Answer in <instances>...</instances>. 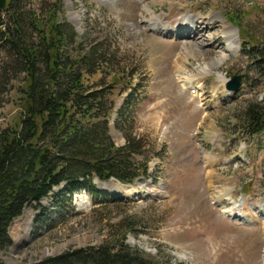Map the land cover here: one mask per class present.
<instances>
[{
  "label": "rangeland",
  "instance_id": "374dc122",
  "mask_svg": "<svg viewBox=\"0 0 264 264\" xmlns=\"http://www.w3.org/2000/svg\"><path fill=\"white\" fill-rule=\"evenodd\" d=\"M54 1L76 32L72 46L84 54L93 48L105 54L84 82L104 77L108 84L117 78L108 97L115 106L109 111V135L116 147L126 142L122 130L142 141L141 150L128 157L147 162L148 171L131 184L94 178L95 192L79 190L69 202L62 188L54 187L61 194L41 199L45 214L32 203L11 221L12 241L0 249V260L33 264L124 237L128 248L153 264H264V133L251 136L245 130L248 106L264 102V66L256 61L257 50L251 51L264 47V0H21L24 8L18 11ZM12 10H2L0 27L12 26ZM186 15L193 16L199 35L165 36L147 29L155 20L160 30L172 29ZM21 22L30 27L28 17ZM227 25L237 32L232 48ZM2 45L0 40V62H14ZM16 73L15 85L22 77ZM236 75L240 87L226 91ZM10 77L0 93L2 128L16 126L20 115ZM184 82L200 84L202 91L187 94ZM130 91L132 102L124 105ZM115 110L121 130L115 127ZM204 171L210 172L205 180ZM224 191L242 197V203L223 204L244 213L252 225L231 221L212 206L214 194ZM126 218L134 222L131 231Z\"/></svg>",
  "mask_w": 264,
  "mask_h": 264
},
{
  "label": "trees",
  "instance_id": "16d2710c",
  "mask_svg": "<svg viewBox=\"0 0 264 264\" xmlns=\"http://www.w3.org/2000/svg\"><path fill=\"white\" fill-rule=\"evenodd\" d=\"M20 1L7 0L3 11L13 8L14 20L12 26L0 27L2 46L14 60L0 62V93L12 76L10 86L19 94L20 107L16 126L0 125V249L11 244V221L32 203L45 214L46 207L40 201L50 193H62L64 201L69 202L80 189L95 192L94 178L105 181L113 177L132 183L137 176L147 174V162L128 157L141 150L142 141L122 130L126 142L116 147L109 135V111L115 106L108 97L117 78L108 84L104 77L96 83L84 82L85 74L97 71V63L106 59L105 54L94 48L84 54L72 46L76 32L61 17L57 1L22 14L18 11L24 8ZM27 17L30 27L21 22ZM228 19L239 27L233 13H228ZM80 39L76 43L82 46ZM254 50L262 68L264 47L253 46ZM16 71L22 77L15 85ZM131 91L124 105L132 102ZM248 110L245 130L250 135L264 132V102L248 106ZM115 115V127L121 130L116 110ZM136 162L139 164L134 166ZM56 186L62 188L61 193L54 191ZM133 223L125 219L128 231ZM124 240L69 249L33 264H153L142 259L140 251L128 248ZM0 264L5 263L0 260Z\"/></svg>",
  "mask_w": 264,
  "mask_h": 264
},
{
  "label": "bare ground",
  "instance_id": "6f19581e",
  "mask_svg": "<svg viewBox=\"0 0 264 264\" xmlns=\"http://www.w3.org/2000/svg\"><path fill=\"white\" fill-rule=\"evenodd\" d=\"M183 22H186L187 23V26H189L190 27V25H192V24H195V21H194V19H193V16H191V15H186L185 17H184V19H183V21H182V23ZM160 23V21H156L155 20V23H151L150 24V26H157L158 27V24ZM182 23H178V26H181L182 25ZM162 27V26H161ZM165 27V26H164ZM225 28H226V30H228V32L230 33V38L228 39L227 38V41L229 40V46H230V48H232L233 46V44H234V39H235V36H237V32H236V29L235 28H233L231 25L230 26H225ZM198 29V30H197ZM169 30H170V28H168V27H165V29L163 30V31H165V34L166 33H168L169 32ZM186 31H179V32H177V36H187V38L188 37H194V36H197V35H199V33L201 32V29L199 30V28H197L196 27V25H195V29H194V31H187L186 33H185ZM191 32H194V34L195 35H192V34H190V35H187V33H191ZM222 33V32H221ZM185 38V37H184ZM225 58V56H223V59ZM220 60H222V57L221 58H218L217 59V61H215V64H214V61H213V64H210V65H208V67L209 68H212L213 66H215L216 64H219L221 61ZM181 81V80H180ZM226 81V77H222V79H221V82H222V84H224V83H226L225 82ZM197 88V89H196ZM184 89L186 90V92L187 91H189L190 89H192L193 91H194V93H192V91H190V92H188L189 94H191L192 96H194L195 97V95L197 96L198 94H199V92L200 91H202V87L200 86V84H193V83H191V82H184ZM197 90H199L198 92H197Z\"/></svg>",
  "mask_w": 264,
  "mask_h": 264
},
{
  "label": "water",
  "instance_id": "95a60500",
  "mask_svg": "<svg viewBox=\"0 0 264 264\" xmlns=\"http://www.w3.org/2000/svg\"><path fill=\"white\" fill-rule=\"evenodd\" d=\"M6 0H0V12L5 8ZM2 25V22L0 20V26ZM240 86V77L238 75L234 76L232 80L228 83V88L232 90L238 89Z\"/></svg>",
  "mask_w": 264,
  "mask_h": 264
}]
</instances>
